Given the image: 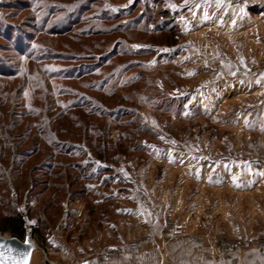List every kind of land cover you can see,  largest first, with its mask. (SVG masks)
Segmentation results:
<instances>
[{
	"label": "rangeland",
	"instance_id": "1",
	"mask_svg": "<svg viewBox=\"0 0 264 264\" xmlns=\"http://www.w3.org/2000/svg\"><path fill=\"white\" fill-rule=\"evenodd\" d=\"M262 2L0 0V234L23 214L31 264L264 252Z\"/></svg>",
	"mask_w": 264,
	"mask_h": 264
},
{
	"label": "crops",
	"instance_id": "2",
	"mask_svg": "<svg viewBox=\"0 0 264 264\" xmlns=\"http://www.w3.org/2000/svg\"><path fill=\"white\" fill-rule=\"evenodd\" d=\"M262 5L264 6V0H262ZM247 16V15H246ZM243 17L242 23L245 25L252 23H256L253 19L252 16ZM262 18L263 22H260L261 25L264 24V15L261 17L259 16L258 18L255 17L256 20H260ZM259 22V21H258ZM158 238V240L163 239L160 243L159 241L154 244V247H157L159 251H161V248L163 249V257L162 261H166L169 264H264V252L257 251L256 249H249L245 250L242 253H236V252H227L224 254L220 255H201L198 248L192 249L190 248L191 246L189 245V242L186 241L187 238L182 237L181 239H175L174 242L177 244L175 245L177 247L178 245V251L179 253H175V247L171 249L172 246V239L174 238H164L161 237V235ZM171 239V240H170ZM173 242V243H174ZM119 248V247H118ZM166 248V249H165ZM183 249V251H181ZM119 259V256L116 257V259ZM121 258V257H120ZM117 259V260H118ZM176 260L180 261V263H177ZM174 261L173 263H171ZM165 263V264H167Z\"/></svg>",
	"mask_w": 264,
	"mask_h": 264
},
{
	"label": "water",
	"instance_id": "3",
	"mask_svg": "<svg viewBox=\"0 0 264 264\" xmlns=\"http://www.w3.org/2000/svg\"><path fill=\"white\" fill-rule=\"evenodd\" d=\"M37 244L28 235L24 238L18 236H5L0 234V256L4 264H13L19 261L21 264H31ZM24 253L25 255H21Z\"/></svg>",
	"mask_w": 264,
	"mask_h": 264
},
{
	"label": "trees",
	"instance_id": "4",
	"mask_svg": "<svg viewBox=\"0 0 264 264\" xmlns=\"http://www.w3.org/2000/svg\"><path fill=\"white\" fill-rule=\"evenodd\" d=\"M107 150H109V146H107ZM105 165V164H103ZM108 167V165H106ZM5 227L2 228V231H8L12 236H18L20 238H24L26 235V220L23 214L21 213H13L9 214L4 218Z\"/></svg>",
	"mask_w": 264,
	"mask_h": 264
},
{
	"label": "snow or ice",
	"instance_id": "5",
	"mask_svg": "<svg viewBox=\"0 0 264 264\" xmlns=\"http://www.w3.org/2000/svg\"><path fill=\"white\" fill-rule=\"evenodd\" d=\"M235 180H236V177H233V181L234 182H235ZM21 255L23 256L25 254L24 253H21ZM0 264H4V260H3L2 256H0ZM13 264H21V262H19V261H13Z\"/></svg>",
	"mask_w": 264,
	"mask_h": 264
},
{
	"label": "built area",
	"instance_id": "6",
	"mask_svg": "<svg viewBox=\"0 0 264 264\" xmlns=\"http://www.w3.org/2000/svg\"><path fill=\"white\" fill-rule=\"evenodd\" d=\"M252 242L258 243L259 245H261L262 247H264V241H262V240L261 241H258V242L253 240Z\"/></svg>",
	"mask_w": 264,
	"mask_h": 264
}]
</instances>
